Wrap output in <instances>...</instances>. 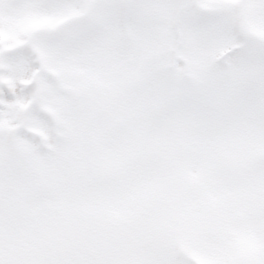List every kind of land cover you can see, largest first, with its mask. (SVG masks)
Listing matches in <instances>:
<instances>
[{"label":"snow or ice","instance_id":"snow-or-ice-1","mask_svg":"<svg viewBox=\"0 0 264 264\" xmlns=\"http://www.w3.org/2000/svg\"><path fill=\"white\" fill-rule=\"evenodd\" d=\"M0 264H264V0H0Z\"/></svg>","mask_w":264,"mask_h":264}]
</instances>
